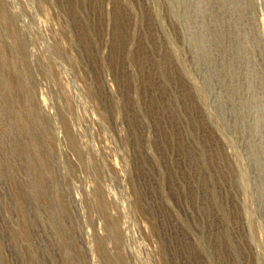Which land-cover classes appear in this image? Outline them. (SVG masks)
<instances>
[{
    "label": "rangeland",
    "instance_id": "rangeland-1",
    "mask_svg": "<svg viewBox=\"0 0 264 264\" xmlns=\"http://www.w3.org/2000/svg\"><path fill=\"white\" fill-rule=\"evenodd\" d=\"M0 264H264V0H0Z\"/></svg>",
    "mask_w": 264,
    "mask_h": 264
}]
</instances>
